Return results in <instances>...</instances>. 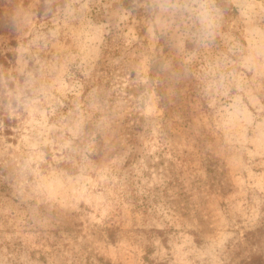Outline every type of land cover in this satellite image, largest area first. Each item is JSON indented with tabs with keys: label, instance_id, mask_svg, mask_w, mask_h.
Listing matches in <instances>:
<instances>
[{
	"label": "rangeland",
	"instance_id": "1",
	"mask_svg": "<svg viewBox=\"0 0 264 264\" xmlns=\"http://www.w3.org/2000/svg\"><path fill=\"white\" fill-rule=\"evenodd\" d=\"M0 264H264V0H0Z\"/></svg>",
	"mask_w": 264,
	"mask_h": 264
},
{
	"label": "trees",
	"instance_id": "2",
	"mask_svg": "<svg viewBox=\"0 0 264 264\" xmlns=\"http://www.w3.org/2000/svg\"><path fill=\"white\" fill-rule=\"evenodd\" d=\"M2 59V58H1Z\"/></svg>",
	"mask_w": 264,
	"mask_h": 264
}]
</instances>
